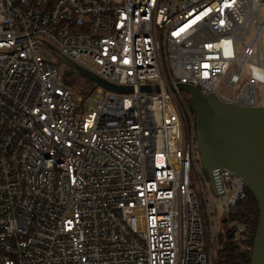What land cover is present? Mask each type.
I'll return each instance as SVG.
<instances>
[{
	"label": "built area",
	"instance_id": "obj_1",
	"mask_svg": "<svg viewBox=\"0 0 264 264\" xmlns=\"http://www.w3.org/2000/svg\"><path fill=\"white\" fill-rule=\"evenodd\" d=\"M261 32L264 0H0V264H213L246 187L226 169L207 187L176 85L264 106ZM51 47L132 92L85 109Z\"/></svg>",
	"mask_w": 264,
	"mask_h": 264
},
{
	"label": "water",
	"instance_id": "obj_2",
	"mask_svg": "<svg viewBox=\"0 0 264 264\" xmlns=\"http://www.w3.org/2000/svg\"><path fill=\"white\" fill-rule=\"evenodd\" d=\"M53 54L65 66L63 76L83 77L106 91L127 94L130 86H116L82 68L51 47ZM171 90H174L170 87ZM180 93L187 94V106L195 117L197 150L202 169L215 192L212 173L226 169L242 180L254 197L259 218L253 240L250 264H264V106L241 107L225 103L215 96H203L188 84H177ZM141 86V92H150ZM158 91L159 87L155 86Z\"/></svg>",
	"mask_w": 264,
	"mask_h": 264
},
{
	"label": "rangeland",
	"instance_id": "obj_3",
	"mask_svg": "<svg viewBox=\"0 0 264 264\" xmlns=\"http://www.w3.org/2000/svg\"><path fill=\"white\" fill-rule=\"evenodd\" d=\"M255 31L254 28L251 27L247 36H246V42L249 43V41L252 39L254 36ZM259 40H260V45H261V50L263 51L264 49V32H261L259 35ZM241 52V45H237V53ZM40 53L43 56L44 59L56 62V59L53 55L47 53V51L44 49V47H40ZM238 62L235 63L234 68L237 66ZM62 69L64 67H61ZM247 75V70L245 69L243 73L241 74V78L245 77ZM64 83L70 87L73 90V97L77 101L78 104L80 102L78 101V98L84 99L86 101L85 104V109H91L95 106V101L94 100H102L107 93L106 90H104L101 87L96 86L94 83L84 79L81 76H78L76 74H72L69 77H64ZM100 89L98 92L97 90ZM235 89L234 88H229V87H223L220 88L219 91L221 94L227 96L230 99H233L235 97ZM257 92H258V97L259 99L262 98L263 102L262 104L264 105V84H258L257 86ZM94 99V100H93ZM81 105V104H80ZM196 155L199 159L198 155V150L196 146ZM204 172V181L207 185V187L210 188V179L207 175V173L203 170ZM195 193L200 199L199 191L195 189ZM215 202H217L215 200ZM223 209L221 207H218V214H217V230L220 233V238L214 243L213 246V256L215 255L216 249L218 248V244H221L222 240L224 239V234L227 232L229 229H231V223L227 220V216L225 212L223 213Z\"/></svg>",
	"mask_w": 264,
	"mask_h": 264
},
{
	"label": "trees",
	"instance_id": "obj_4",
	"mask_svg": "<svg viewBox=\"0 0 264 264\" xmlns=\"http://www.w3.org/2000/svg\"><path fill=\"white\" fill-rule=\"evenodd\" d=\"M181 97L186 102L188 97L187 94L181 93ZM258 218V205L252 194L247 188H245L244 200L238 203L237 210L230 214L227 220L244 227L246 237L244 245L246 249L243 252L238 251L235 243L232 241L233 230L229 229L225 232L224 239L221 244H218V248L216 249L213 257V264H250L251 251Z\"/></svg>",
	"mask_w": 264,
	"mask_h": 264
}]
</instances>
